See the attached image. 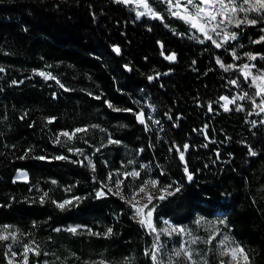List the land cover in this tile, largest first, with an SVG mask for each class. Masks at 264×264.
Listing matches in <instances>:
<instances>
[{
	"label": "trees",
	"instance_id": "obj_1",
	"mask_svg": "<svg viewBox=\"0 0 264 264\" xmlns=\"http://www.w3.org/2000/svg\"><path fill=\"white\" fill-rule=\"evenodd\" d=\"M244 27L233 28L236 42L216 48L209 40L191 38L177 17L137 20L131 3L0 0V229L11 226L16 240L39 246V256L27 253V264H42L46 257L51 264H152L145 251L155 233L133 219L134 209L126 203L131 190L149 179L159 181L149 204L155 205L156 227L163 219L182 226L196 225L200 218L225 220L249 255L239 264H264L263 113L257 115L249 99L237 100L225 112L219 99L255 95L242 65L264 73V43H253L259 23ZM233 50L240 59L233 58ZM162 51L175 53V62ZM245 53L257 58L249 60ZM216 57L237 67L225 71ZM145 101L155 106L153 117ZM237 105L243 110L237 111ZM140 112L144 124L137 120ZM47 117L56 120L48 123ZM77 128L86 131L56 142L60 133ZM109 137L121 143L110 144ZM184 144L190 147L181 161L176 149L184 151ZM41 156L46 158L37 159ZM185 163L192 181L186 179ZM17 169L27 172V181L15 179ZM133 170L138 177H125ZM117 180L123 181L126 199L111 193L96 198L104 185L106 192H115ZM168 185L181 190L156 199L158 189ZM73 197L84 199L77 203ZM65 200L73 203L57 207ZM70 224L82 227L77 234L60 229ZM108 228L111 236L88 231L103 234ZM12 241H0V264H8L4 252ZM172 251L162 247L163 264H185ZM221 260L232 264L218 252L209 264Z\"/></svg>",
	"mask_w": 264,
	"mask_h": 264
},
{
	"label": "snow or ice",
	"instance_id": "obj_2",
	"mask_svg": "<svg viewBox=\"0 0 264 264\" xmlns=\"http://www.w3.org/2000/svg\"><path fill=\"white\" fill-rule=\"evenodd\" d=\"M117 3H123V4H129L132 2H135L137 5H142L143 8L145 9L144 11H137L136 12V19L139 20L142 16L145 15H151L153 18L157 19H163L162 16H160L159 13L154 12L153 9L149 6L147 0H115ZM166 3L168 4V11L172 16H176L182 20H184L186 23L190 25L192 29H195L202 33L204 35V38L207 40H210L213 45H215L216 48H221L223 47V42H227L228 40H235L237 38V33L236 32H229V31H224L223 33L217 31L220 29L222 26L227 28L228 25H234L237 29H239L242 25L248 24V25H257L260 21H264V15H259L257 18L249 19L247 13L249 12H256V13H264V0H242V3L238 4L237 0H166ZM247 5V7H245ZM243 12L245 13V16L243 19L239 18L237 16V13ZM209 31L211 33H214L216 36H221L223 37V42H218L216 39H213V36L209 34ZM262 32H264V28L261 29ZM195 38V37H194ZM159 43V42H158ZM200 43H204V40H200ZM253 43L255 44H261L264 43V35L260 36L259 39L254 40ZM162 49H164V45H160ZM114 51L119 54L120 53V48L118 46H114ZM164 55V52L162 51L161 53ZM234 59H240L239 56L236 55L235 50L231 53ZM245 56L249 60H255L257 57L251 53H245ZM164 58L170 62H175L176 60V54L171 53L169 55H164ZM264 58V57H262ZM195 63V62H193ZM216 63L225 71L237 67L236 65L233 64H225L220 57H216ZM127 68L128 66L125 65ZM255 65H248L244 64L240 67V71L244 75L245 79H247L249 76H252L251 73V68H254ZM4 69L0 68V72H3ZM39 75L44 76L46 79H55L52 77L50 74H46L44 72H40ZM160 74L157 73V76ZM166 75V74H165ZM149 80L154 79V77L149 76ZM257 81H260V83H257ZM13 84L17 83L16 81L12 82ZM231 84L238 85V81L232 80L230 81ZM252 83L256 85L257 91L255 92V95L250 97L247 92H244L240 96H234L231 99L227 96H222L219 99L224 101L223 104L220 105V107L223 108L225 112L230 111L231 109L229 108L230 104H236L237 100H245L249 99L252 102V105L255 108H259V112L257 115L260 113H264V73H261L256 76H252ZM63 87V85H61ZM261 97L260 103L257 104L255 97ZM99 99V97H96ZM108 106L111 108L113 107L110 103ZM149 107H152L149 105ZM209 111H213L212 105H208ZM116 111H121L120 109H115ZM237 111H242L243 110V105H237L236 106ZM124 111H132V109H125ZM251 114V113H249ZM27 115V113H25ZM137 120L141 123L144 124V118H143V113H137ZM24 117H21L23 119ZM171 119V116L168 117ZM46 120L48 123H52L53 121L56 120V117H47ZM155 123L159 124V121H154ZM255 123V122H253ZM93 127H98V125H93ZM147 130V128H146ZM86 131V129L82 128H77L73 132L69 133L67 131H64L60 133L57 138L56 142L59 143L60 136L66 137L68 139H72L76 133ZM109 143L110 144H120L121 141L119 140H113L109 137ZM206 146V145H205ZM188 144L183 145V150L180 151L179 148L176 149V151L179 152V158L181 161H184V152H186L189 149ZM171 150V149H170ZM69 151H73V149H69ZM99 151V149H97ZM142 151V150H141ZM75 152L81 153L82 150L80 149H75ZM249 154L251 156H256L257 153L249 147ZM46 157H37V159H45ZM88 159V166L92 169V171H95V164L92 162L91 159L85 157ZM55 159L58 160H63V159H68V157L65 156H58L55 157ZM75 162V161H74ZM79 163H83V161H79ZM129 164L133 163V161H128ZM141 167H144L143 165ZM184 171L186 173V179L188 181L193 180V174L188 171V166L187 163L184 164ZM125 177L128 176H133V177H138L139 172L136 170H133L132 172H127L124 173ZM20 177H24L25 179L27 178L26 173H19L17 179ZM109 179H111V175L109 176ZM15 182V181H14ZM52 183H56V181H52ZM123 184L122 180H117L115 184L116 191L112 192L111 188H108L107 192L104 190V188H107V185H104L101 189L97 190L95 193L96 198H103L108 194H113L120 196V198L126 199L125 196L122 194V189L121 185ZM159 184L158 180L155 179H149L145 181L138 190V193H143L145 197L148 200V203L151 204L152 200L154 197L152 194L148 191L149 185L152 188H156V186ZM172 185H168L167 187H161L158 189V191L161 193L158 197H155L156 199L159 200H164L168 196L174 195L176 192H179L181 190V186L177 185L173 190ZM134 194L131 199H126V203L129 204V206L134 209L133 213V219H136L137 222L141 225V227H145L149 229L151 233H155V238L153 240V244L151 245L150 249L145 251V255L149 256L152 264H163V260L160 258V253L162 249V244L160 243V236L162 233H166L167 235L171 236L173 234H183L186 232V229L180 228V227H170V228H165L162 230H157L156 226L152 222V216L153 212L155 211V205L153 204L151 208L148 209L146 216L144 215V208H147L148 205H140V201L136 200V195ZM83 197H73V200L79 203L81 200H83ZM73 200H65L62 203L57 204V207L64 209L66 206H69L73 203ZM41 202H43V197L41 198ZM203 218L198 219L196 222L200 223V220ZM165 223H168L165 221ZM220 224H226L225 220H220L218 221ZM82 226H73L67 229V231L77 234L78 228ZM10 226L5 225L4 230L0 231V241H5L11 238L12 240H16L17 236L15 232H8V229ZM56 231H60V229H56ZM89 234H95V235H104V236H111L113 234L112 228H108L107 231L103 234L101 233H92L91 230H88ZM219 229L215 230L212 235L209 236V238L205 241V243L210 244L213 239L216 238L217 235H219ZM199 238H193L190 243L187 242H181L180 247L174 251L175 257H184L187 261L190 262V264H197V261L193 260V249L191 248V244L197 243V240ZM231 241V243L234 246H229L226 242ZM220 245L223 246L221 249L219 255L220 256H230L232 261H237L238 262V256L239 254L240 259L243 261L247 262L249 260V255L247 252H245L244 248L236 243L234 240H232L231 237L224 236L222 240L219 241ZM10 247V246H9ZM32 252L35 255L39 256L40 252L37 250L36 247H33L30 244H25L24 245V255H23V264H27L28 262V255L27 253ZM17 253L15 252H10L9 254V261L8 264H14L12 257H15ZM201 260L203 261V264H207V261L204 260L203 257H201ZM101 264H105V262L101 261ZM219 264H224V261L221 260Z\"/></svg>",
	"mask_w": 264,
	"mask_h": 264
},
{
	"label": "rangeland",
	"instance_id": "obj_3",
	"mask_svg": "<svg viewBox=\"0 0 264 264\" xmlns=\"http://www.w3.org/2000/svg\"><path fill=\"white\" fill-rule=\"evenodd\" d=\"M147 2L149 4V6L153 9V11L159 13L160 16L163 17V19H165L167 16L168 17H176V16H172L169 13V11H168V7L169 6L166 3V0H147ZM237 3L238 4L242 3V0H237ZM131 4L134 5L135 12L144 11L145 10L142 5H137L135 2H132ZM245 7H247V5H245ZM247 15H248L249 19H253V18H257V16H259V15H263V13L249 12V13H247ZM237 16L239 18L243 19V17L245 16V13L239 12V13H237ZM142 17H152V16L151 15H145V16H142ZM178 19L181 20L185 24V26L187 27V29L189 31L188 32L189 36L191 38L195 37V39L198 40V41H200V40L206 41L207 40V39L204 38V35L202 33H200L199 31H197L195 29H192L190 27V25L188 23H186L184 20H182L180 18H178ZM245 25L246 24L242 25L240 28H243V30H244L245 29V27H244ZM233 28H235L234 25H228L227 28L222 26L217 31H219L221 33H223L224 31L234 32ZM262 28H264V21H260L259 22V29L261 30ZM243 30H241L240 32H242ZM209 34L212 35L213 39H216L218 42H223L222 35L221 36H216L214 33H211V31H209ZM262 35H264V32L260 31V35L258 36V39ZM237 38H238V35H237ZM237 38L235 40H228V41L229 42H236ZM239 43H241V42H239ZM225 44H226V42H223V45H225ZM249 65H252V64H249ZM261 73H263V72H259V73H255L254 72V73H252V76H256V75H259ZM252 76H250L251 81H252ZM257 83H260V81H257ZM253 86L255 87V90L257 91L256 85L253 84ZM260 99H261V97H260ZM223 103H224V101H223ZM256 103L259 104L260 101H258ZM144 105L147 108L148 115L153 117V114H154V111H155L154 110L155 106L152 103L148 102V101H145ZM149 105H151L152 107H149ZM258 109L259 108H257V110ZM143 118H144V115H143ZM263 119H264V113H263ZM21 172L27 174V172L24 169H17L16 172H15V179H17L19 173H21ZM27 179H28V176H27L26 179L24 177H20L17 180H27ZM138 190H139V187L136 188V189L134 187V189L131 190V196L128 197V199H131L134 194H137ZM148 191L152 194V196H154L156 189L152 188L149 185ZM136 200L140 201V205H145V204L148 205L147 208H144V215L146 216L147 211L150 208L147 198L145 197V195L143 193H139V194L136 195ZM151 219H152V222H153V217ZM165 221H167L168 223H165ZM162 222H163L162 225L156 227L157 230H162V229L170 228V227H180V228L186 229V232L183 233V234H173V235L169 236L166 233H162L161 236H160V243L162 244V246L165 247L166 250H167V248H170V251L173 250L172 253H173L174 259H176V258L184 259L185 264H190V262L187 261L184 257H175V255H174V251L180 247V244H181L182 241L190 243L193 238H199L197 240V243L191 244V248L193 249V260L197 261V264H203V261L201 260V257H203L204 260L207 261V264H209L210 256L212 254H216L217 252L220 253V251L223 248V246L220 245L219 241L222 240L224 238V236L231 237L232 240H234L236 243H238V241L233 237V235L230 233V231L225 226V224L218 223V220H203V219H201L200 223L195 222L196 225L192 224V225H185V226L175 224L172 221H170L169 219H163ZM73 226H79V225L70 224L69 226H65V227H62L60 229L62 231H64V232H69V231H67V229L70 228V227H73ZM217 229H219V233L220 234L217 235L216 238L213 239L210 244L205 243V241L209 238V236L212 235L213 232L215 230H217ZM3 230H4V226L0 229V231H3ZM12 231H13V229L10 226V228L8 229V232H12ZM13 232H15V230ZM69 233H71V232H69ZM168 239L172 243V245L170 243L171 246L169 245V243H167V246H166L165 243H162V242H165ZM226 243L230 247L234 246L231 243V241H228ZM32 246L34 247V245H32ZM36 248L39 251V249H40L39 246L36 247ZM21 250H24V243H22L19 240H13L10 243V245L6 244L4 253H5L7 261H9L10 252H15V253H17V255L15 257H12V260H13L14 264H23V254L24 253H21ZM48 256H49V254H48ZM237 256H238V262H243V260L240 259L239 254H237ZM229 259H230L232 264H236L237 263V261H232L230 256H229ZM51 260L52 259L50 257L49 258L46 257L45 261H43L42 264H51L52 263ZM166 262H168V261H166ZM166 262H164V264H168ZM180 262H181V260H180Z\"/></svg>",
	"mask_w": 264,
	"mask_h": 264
}]
</instances>
